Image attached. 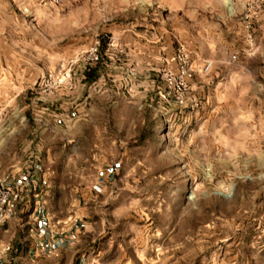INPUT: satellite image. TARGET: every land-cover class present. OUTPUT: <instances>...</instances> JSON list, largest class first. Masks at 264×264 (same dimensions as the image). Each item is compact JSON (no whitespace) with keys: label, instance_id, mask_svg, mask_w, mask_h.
Instances as JSON below:
<instances>
[{"label":"rangeland","instance_id":"374dc122","mask_svg":"<svg viewBox=\"0 0 264 264\" xmlns=\"http://www.w3.org/2000/svg\"><path fill=\"white\" fill-rule=\"evenodd\" d=\"M42 152L80 264H264V0H0V173Z\"/></svg>","mask_w":264,"mask_h":264},{"label":"crops","instance_id":"0c3cea01","mask_svg":"<svg viewBox=\"0 0 264 264\" xmlns=\"http://www.w3.org/2000/svg\"><path fill=\"white\" fill-rule=\"evenodd\" d=\"M96 80V79H95ZM86 85L87 83L84 82ZM93 83V82H92ZM151 81L148 87L153 84ZM91 84V83H90ZM41 160L34 156L30 176H26L27 163L9 171L6 186L16 189L27 184L17 203L16 215L0 223V262L1 264H80L77 253L79 239L87 232L88 221L74 213L75 199H60L63 189L76 190L74 185L60 183L83 179L82 174L62 173L50 165L49 154ZM115 167V163L113 166ZM112 172L106 168L99 178L109 179ZM97 186H89L95 191ZM72 190V191H73ZM70 213L74 215H69ZM37 241L50 242L51 248L39 251ZM7 247V250H5ZM48 252V253H47Z\"/></svg>","mask_w":264,"mask_h":264},{"label":"built area","instance_id":"2783aa9c","mask_svg":"<svg viewBox=\"0 0 264 264\" xmlns=\"http://www.w3.org/2000/svg\"><path fill=\"white\" fill-rule=\"evenodd\" d=\"M89 62H96L97 61V55H96V49H93L89 53ZM208 65H206L203 70H207ZM181 77L179 80H171V79H165V87L167 90V97L170 98L173 106L177 108H187L189 110H192L193 107H196V102L194 98H191L188 95V81L191 77V72L188 69L181 68L180 71ZM66 80H69V74L68 72L64 73V76H61L56 80V84L60 85L64 83ZM34 159V157H33ZM32 160L27 163L26 167V176L29 177L30 174V168ZM8 180V174L7 173H0V223L14 217L17 212V203L20 199L21 193H24L27 190V184L24 183L20 187L16 189H11L6 186V182ZM35 247L39 251H43L47 249L49 252L51 248L50 242H41L37 241L35 243ZM5 250H7V247H5ZM47 252V253H48ZM1 264V262H0Z\"/></svg>","mask_w":264,"mask_h":264},{"label":"trees","instance_id":"16d2710c","mask_svg":"<svg viewBox=\"0 0 264 264\" xmlns=\"http://www.w3.org/2000/svg\"><path fill=\"white\" fill-rule=\"evenodd\" d=\"M96 68H87L86 71L84 72V82L87 84H90L95 81L96 79Z\"/></svg>","mask_w":264,"mask_h":264}]
</instances>
